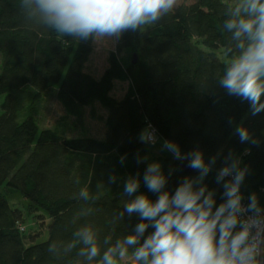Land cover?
Listing matches in <instances>:
<instances>
[{"label":"trees","instance_id":"trees-1","mask_svg":"<svg viewBox=\"0 0 264 264\" xmlns=\"http://www.w3.org/2000/svg\"><path fill=\"white\" fill-rule=\"evenodd\" d=\"M232 3L183 1L160 20L124 31L116 36L107 67L94 76L85 70L94 37L58 34L30 15L22 0H0V264H88L78 256L79 243L65 250L76 231L92 228L101 256L130 234L139 219L119 216L124 204L118 194L126 177L139 173L142 178L148 159L138 163L137 155L147 157L148 145L139 134L149 125L161 141L176 142L182 152L199 148L205 160L220 150L234 151L250 168L243 191L257 192L264 205V144H241L233 134V124L243 122L259 136L264 114L249 116L247 102L228 96L219 85L230 62L220 53L230 59L238 54L224 28ZM124 51L129 60L120 57ZM117 81L126 83L119 98L112 95ZM52 98L78 120L85 107L99 103L107 113L104 137L69 138L56 125L44 126ZM160 162L166 175L175 170L168 175L171 190L185 176L197 175L181 171L182 163L167 151ZM215 170L205 183L216 190L219 203L223 189ZM112 175L118 177L114 183ZM85 190L87 198L81 196ZM16 192L37 211L38 223L47 228L45 239L24 234L23 211L6 198ZM138 192L152 199L157 195L143 182Z\"/></svg>","mask_w":264,"mask_h":264},{"label":"clouds","instance_id":"clouds-1","mask_svg":"<svg viewBox=\"0 0 264 264\" xmlns=\"http://www.w3.org/2000/svg\"><path fill=\"white\" fill-rule=\"evenodd\" d=\"M22 4L30 15L58 34L88 39L118 37L126 30L150 25L173 11L177 0H22ZM224 28L232 34L238 54L227 64L219 85L228 96L247 102L249 116L262 115L264 0H235L229 5ZM233 134L241 144H264V132L257 136L243 122L233 124ZM158 139L150 125L139 134L144 144L155 145ZM162 149L175 161L186 162L197 175L185 176L171 190L166 185L168 175L175 170L166 175L159 161L147 163L142 178L137 173L123 182V192L131 199L124 202L119 216L135 214L139 222L134 230L101 256L96 233L86 226L74 233L75 242L67 244L65 250L79 243L82 247L78 256L88 264L98 256L97 264H118V260L129 258L130 249L131 264H264V205L257 192L246 195L243 191L250 168L242 157L229 149L226 154L220 150L205 160L201 149L182 152L171 140H164ZM125 159L122 156L120 163ZM146 160L137 155L138 163ZM214 168L215 182L223 189L219 203L216 190L205 183ZM109 179L114 183L118 177ZM141 182L148 192L157 194L155 199L138 192ZM81 196L87 198V191Z\"/></svg>","mask_w":264,"mask_h":264},{"label":"rangeland","instance_id":"rangeland-1","mask_svg":"<svg viewBox=\"0 0 264 264\" xmlns=\"http://www.w3.org/2000/svg\"><path fill=\"white\" fill-rule=\"evenodd\" d=\"M183 1L191 0H177V4ZM228 1L235 2V0ZM115 44L116 36L94 37L93 51L85 64V70L94 76H99L107 67L108 55L110 52L115 50ZM120 57L125 60H129L130 53L128 51H124L120 54ZM220 57L225 59V61H231L234 58H226L223 53H220ZM125 88L126 83H120L118 81L115 82L112 95L116 98L121 97ZM2 100L3 96H0V105ZM106 114V110L99 103L94 102L90 106H87L83 109L82 118L78 120L68 116L60 103L56 99L52 98L46 110L43 124L44 126H58L59 130H61V132L69 138L93 137L101 139L104 137L106 130L104 122ZM162 143L163 141L158 139L154 146L147 144L148 163L153 161L160 162L161 157L166 153V151L162 149ZM0 192H3L2 188H0ZM6 198L8 199L11 206L18 207L23 211V220L21 224L24 227V234L28 235L30 232H32L36 234V238H38V240L45 239L47 236L46 226L42 227V225L38 223L37 211H32L29 209L26 200L21 196V194L18 192L8 194L6 195ZM118 198L122 204H124L125 201L131 199V197H128L124 192H120L118 194ZM48 222L49 219L46 218L45 225H47ZM130 257L131 255H129V258L127 259L118 260V264H131Z\"/></svg>","mask_w":264,"mask_h":264},{"label":"water","instance_id":"water-1","mask_svg":"<svg viewBox=\"0 0 264 264\" xmlns=\"http://www.w3.org/2000/svg\"><path fill=\"white\" fill-rule=\"evenodd\" d=\"M180 169L181 171H184V172H188L191 170L190 168L187 167L186 162L180 165Z\"/></svg>","mask_w":264,"mask_h":264},{"label":"built area","instance_id":"built-area-1","mask_svg":"<svg viewBox=\"0 0 264 264\" xmlns=\"http://www.w3.org/2000/svg\"><path fill=\"white\" fill-rule=\"evenodd\" d=\"M150 144V143H149ZM152 145V144H151ZM261 192H262V194H263V196H264V188H261Z\"/></svg>","mask_w":264,"mask_h":264}]
</instances>
